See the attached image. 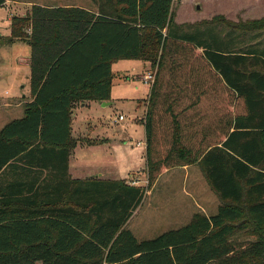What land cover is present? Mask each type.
Instances as JSON below:
<instances>
[{
  "label": "trees",
  "instance_id": "1",
  "mask_svg": "<svg viewBox=\"0 0 264 264\" xmlns=\"http://www.w3.org/2000/svg\"><path fill=\"white\" fill-rule=\"evenodd\" d=\"M92 1L100 2L99 14L33 6L29 17L12 20L8 42L31 48V101L24 118L0 132V264H264V52L205 49L201 58L180 59L200 44L174 34L175 0ZM118 60L156 70L144 124L146 188L69 176L73 109L111 101ZM209 69L216 82L203 79ZM211 85L220 95L219 125L202 131L205 146H188L184 127L196 116L176 113V96ZM200 107L197 99L188 110ZM191 165L218 196L216 214H195L179 229L139 241L127 224L147 192L165 172ZM44 170L49 179L38 185ZM13 172L34 179L13 181ZM242 233L255 241L241 245Z\"/></svg>",
  "mask_w": 264,
  "mask_h": 264
},
{
  "label": "rangeland",
  "instance_id": "2",
  "mask_svg": "<svg viewBox=\"0 0 264 264\" xmlns=\"http://www.w3.org/2000/svg\"><path fill=\"white\" fill-rule=\"evenodd\" d=\"M71 2L84 4L86 0ZM196 3V8L199 4L205 6L203 13L196 12L200 17L207 13H219L227 8L240 13L242 11L244 14L249 11L250 19L246 23L242 21L241 15L239 20H227L224 16L216 18H221L224 25L230 28L240 29L243 26L244 29L249 28L251 33H264V0H197ZM176 6L177 4L173 9L174 18L177 17ZM242 7L244 9L238 11ZM254 23H258L256 27L259 28L255 29ZM30 55L31 49L28 46L0 48V97L3 100H21L29 90L30 68L22 65L19 58ZM112 70V105L103 108L104 103L90 101L80 103L73 109L72 136L77 140V145L73 150L75 155L72 160V173L79 178H85L88 172L94 176L102 174L146 188L148 176L144 171L145 147L144 144L142 147L137 145L144 139V127L137 123L140 114L136 112L135 102L147 98L151 85L138 77L147 74L139 60H118L113 63ZM149 72L156 74L154 69ZM124 77L129 78L121 79ZM102 138L107 141L99 148L87 150L79 145L83 141L99 142ZM201 198L206 200L202 202ZM218 199L200 168H192L189 172L171 171L162 176L153 189L147 192L127 228L139 241L151 240L167 231L185 226L195 214L215 215L220 204ZM236 238L241 245L255 241L253 236L246 233L239 234Z\"/></svg>",
  "mask_w": 264,
  "mask_h": 264
},
{
  "label": "crops",
  "instance_id": "3",
  "mask_svg": "<svg viewBox=\"0 0 264 264\" xmlns=\"http://www.w3.org/2000/svg\"><path fill=\"white\" fill-rule=\"evenodd\" d=\"M72 0H5V3L0 6V48H6L10 49L12 47L18 48V46H28L30 47L26 42L23 41H14L12 43H9L7 39H9L12 35V29L11 24L12 20L14 18H23V17H29L31 14V10L33 6H40V7H46V8H57V7H64V8H81L86 11H89L91 13L99 14V8H100V2L97 4L93 2L92 0H86L84 4H75L71 2ZM197 0H175L173 3L174 5L177 4V17L174 18V34L178 37H186L190 40H193L195 44H200V48H198L193 53L188 51V53H183V57L178 54L180 59L184 60H191L192 54L196 56V58H201L204 54L205 49H209L212 51H216L218 53L224 54V55H258L259 53L264 52V33L263 31H256L252 32L250 29H244L242 26L240 29L236 28H230L224 25V22H222V19H218L216 17L224 16L227 20H239V16L241 15L242 21H245V23L250 19L249 11L245 12V14L241 11H232L229 10V8L224 9L223 11L216 13H207L204 17H200L196 14L203 13L205 6L202 4H199V7L196 8ZM200 7L203 8V11H200ZM244 9V7L240 8L238 11ZM221 22V23H219ZM248 24V23H247ZM246 24V25H247ZM30 33V30H28V34ZM31 49V48H30ZM189 50V49H186ZM191 57V58H190ZM30 57H20L18 60L22 65L29 66L30 68ZM138 61V60H137ZM140 61V60H139ZM143 64V69L148 73L150 70H152L150 63L141 61ZM211 75H202L203 79L209 78L213 82H216V76L214 77L212 75L211 69L208 70ZM193 74V73H192ZM204 74L203 72H200V75ZM147 74H143L141 76H138L139 79L143 80L144 77ZM194 76L198 75V73H194ZM210 76V77H209ZM213 76V77H212ZM129 77H124L121 79H128ZM209 80V81H210ZM144 81V80H143ZM152 87V86H151ZM166 89V88H165ZM205 91V92H204ZM151 93V88H150ZM150 93L144 100H139L135 102L136 104V112H138L140 115L137 118V123H141V125L144 127V139L138 142V146L142 147L144 144L145 147V153L144 158L146 161V149H147V136H146V130H145V117L147 114L148 106H149V98ZM0 132L11 122L16 120H21L25 116V108L24 105L31 101V90L29 85V90L26 94L22 96L21 100H13V101H5L3 98L0 97ZM166 100V106L165 109L171 107V102L175 99V97L170 98V101L168 102L167 98H164ZM176 99L179 100V102H176L174 104V109H176V113H182L185 117H194L196 116V121L193 119L190 121V123L184 127L185 132L188 131V134L184 138V143L191 147H200L205 146L202 145L204 140L202 139V131L208 129L211 131V128H214L216 130V126L219 125L216 122L217 117V110H218V102L220 99V95L217 93L216 87L213 85L205 88L202 92H191V93H183L179 96H176ZM199 99L201 107L197 109H193L190 111L188 110V107L190 104H192L193 101ZM109 103L108 106H111L112 103ZM101 104V103H100ZM86 104H83V106ZM106 106V107H108ZM103 107V106H102ZM103 107V108H106ZM197 111V113H195ZM73 121H74V112H73ZM74 122L72 123V130L74 129ZM99 136V135H98ZM214 136L210 134L209 138L210 140ZM89 139V138H88ZM87 139V140H88ZM94 139V138H91ZM106 139L102 138L99 142L96 141H83L79 142V145L82 148H86L87 150L95 149L102 147L103 143H106ZM205 144V143H203ZM74 152L72 151V154L70 156L69 160V176L72 180H89V179H104V180H120V179H111L106 177L102 174H96L95 176L93 173H89L85 176V178H79L75 177L72 173V160L74 159ZM19 170L21 168H29L28 166L24 165L23 163H18ZM200 168L198 165H191L187 167H180L175 168L172 170H169L165 172L162 176H164L167 173H170L171 171L176 170H184L186 172H189L192 168ZM31 170H36L35 168L30 167ZM38 171H40L38 169ZM146 175H147V164L144 169ZM14 177L13 181H20V182H27V180H33V176L30 175L29 178H27L25 175H18L16 177L15 172H13ZM19 174V173H17ZM50 172L47 170H44L42 175H39V178L37 179L38 185L41 183H44V180H48L49 177H47ZM161 176V177H162ZM13 175H10L7 179L4 180V185L7 182H11ZM48 178V179H47ZM2 184V185H3ZM211 188V187H210ZM212 190V189H211ZM212 192L215 194V192L212 190ZM202 197V195H199ZM215 196L218 198V196L215 194ZM204 201L206 199H202L201 201ZM219 200V199H218ZM202 201V202H203ZM217 202V201H216ZM220 205V204H219ZM217 206V209L219 207ZM187 225V224H186Z\"/></svg>",
  "mask_w": 264,
  "mask_h": 264
},
{
  "label": "built area",
  "instance_id": "4",
  "mask_svg": "<svg viewBox=\"0 0 264 264\" xmlns=\"http://www.w3.org/2000/svg\"><path fill=\"white\" fill-rule=\"evenodd\" d=\"M144 82L150 84L151 86L153 85L155 81V73L153 72H148L147 75L144 77ZM136 183V182H135ZM134 183V184H135Z\"/></svg>",
  "mask_w": 264,
  "mask_h": 264
},
{
  "label": "water",
  "instance_id": "5",
  "mask_svg": "<svg viewBox=\"0 0 264 264\" xmlns=\"http://www.w3.org/2000/svg\"><path fill=\"white\" fill-rule=\"evenodd\" d=\"M109 105V103H104L103 104V107H106V106H108Z\"/></svg>",
  "mask_w": 264,
  "mask_h": 264
}]
</instances>
